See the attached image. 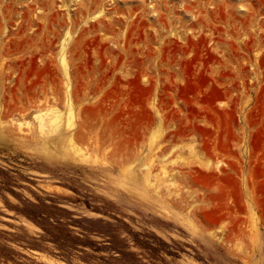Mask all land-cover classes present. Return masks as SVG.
Listing matches in <instances>:
<instances>
[{
  "label": "rangeland",
  "instance_id": "374dc122",
  "mask_svg": "<svg viewBox=\"0 0 264 264\" xmlns=\"http://www.w3.org/2000/svg\"><path fill=\"white\" fill-rule=\"evenodd\" d=\"M50 1L0 0V264H264V0Z\"/></svg>",
  "mask_w": 264,
  "mask_h": 264
},
{
  "label": "bare ground",
  "instance_id": "6f19581e",
  "mask_svg": "<svg viewBox=\"0 0 264 264\" xmlns=\"http://www.w3.org/2000/svg\"><path fill=\"white\" fill-rule=\"evenodd\" d=\"M50 1V0H49ZM66 1V0H65ZM70 1V0H69ZM11 2V1H10ZM57 2V1H56ZM62 2H64V1H62ZM62 2H57V3H62ZM71 2V1H70ZM50 3H51V1H50ZM49 3V4H50ZM65 3V2H64ZM67 3V2H66ZM105 3V2H104ZM44 4V3H43ZM42 4V5H43ZM30 5V4H29ZM59 5V4H58ZM32 6V5H31ZM39 6V5H38ZM65 6H66V4H65ZM25 7V6H24ZM27 7H28V5H27ZM29 8H31L30 6H29ZM32 8H33V6H32ZM39 8V7H38ZM47 9V8H46ZM67 9V8H66ZM32 10V9H31ZM40 10V9H39ZM55 10V9H54ZM60 10V9H59ZM26 11V10H25ZM28 11V10H27ZM41 12V11H40ZM52 12V11H51ZM25 13V12H24ZM57 13H58V11H57ZM80 13V12H79ZM27 14V13H26ZM37 14H39V13H37ZM53 14V13H52ZM22 15V14H21ZM28 15V14H27ZM24 16V15H23ZM50 16H52V15H50ZM61 16V15H60ZM67 17H68V15H67ZM7 18V17H6ZM62 18V17H61ZM22 19H24V18H22ZM28 20H29V18H28ZM27 20V21H28ZM50 20V19H49ZM48 20V21H49ZM59 20H61V19H59ZM16 21V20H15ZM48 21H47V23H48ZM55 21V20H54ZM21 22V21H20ZM32 22V21H31ZM64 22V21H63ZM101 22V21H100ZM9 23V22H8ZM27 23V22H26ZM61 23V22H60ZM65 23H67L66 21H65ZM32 24V23H31ZM30 24V25H31ZM39 24V23H38ZM49 24V23H48ZM57 24V23H56ZM103 24V23H102ZM28 24H26V26H27ZM62 25V24H61ZM17 26V25H16ZM40 26V25H39ZM57 26H58V24H57ZM20 27H22V26H20ZM24 28V27H23ZM40 28V27H39ZM15 30V29H14ZM19 31H20V29H19ZM25 31V30H24ZM35 32H37V31H35ZM22 33V32H21ZM28 33V32H27ZM33 33V32H32ZM39 33V32H38ZM29 34V33H28ZM6 36H8V35H6ZM25 36H28V35H25ZM55 37H58V36H55ZM24 38H26V37H24ZM28 38V37H27ZM26 38V39H27ZM34 38H36V37H34ZM32 39H33V37H32ZM42 39V38H41ZM42 43V42H41ZM54 44V43H53ZM64 44V43H63ZM41 45H43V44H41ZM46 45V44H45ZM42 47V46H41ZM55 47V46H54ZM53 48V47H52ZM63 48H65V47H63ZM49 50V49H48Z\"/></svg>",
  "mask_w": 264,
  "mask_h": 264
}]
</instances>
